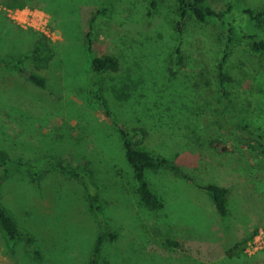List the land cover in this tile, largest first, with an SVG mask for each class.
I'll return each mask as SVG.
<instances>
[{"label": "rangeland", "instance_id": "374dc122", "mask_svg": "<svg viewBox=\"0 0 264 264\" xmlns=\"http://www.w3.org/2000/svg\"><path fill=\"white\" fill-rule=\"evenodd\" d=\"M6 1L0 0V54L22 57L46 86L0 64V148L39 166L46 158L74 166L92 161L116 237L94 257L99 224L81 183L59 170L42 171L36 182L17 170L3 181L2 199L35 235L41 255L34 257L23 241L9 242L0 228V264H264V246L252 245L264 229V57L237 48L227 64L233 93L223 99L216 91L213 21L191 23L179 34L174 0H159L152 11L150 0H112L110 15L98 19L94 51L119 59V69L98 84L114 116L135 130L136 140L137 129H146L140 144L174 159L198 183L230 190L229 215L222 217L190 180L168 169L150 171L163 201L150 211L138 201L118 132L88 97L85 32L96 0ZM212 1L223 8L230 0ZM235 12L245 28L264 32ZM177 46L185 61L175 68Z\"/></svg>", "mask_w": 264, "mask_h": 264}, {"label": "trees", "instance_id": "16d2710c", "mask_svg": "<svg viewBox=\"0 0 264 264\" xmlns=\"http://www.w3.org/2000/svg\"><path fill=\"white\" fill-rule=\"evenodd\" d=\"M177 20L175 28L179 34H183L186 26L191 23L196 25H205L213 21L216 25L213 34L214 42L219 47V58L215 63L216 72V91L221 98L231 97L233 90L229 86L233 81L228 73V59L236 52L238 47L246 48L250 53L256 56L264 57V32L245 28L237 22L236 9L239 14L244 16L249 26L264 27V5H250L241 3L240 0H230L223 8L214 6L212 0H174ZM150 10H155L159 0L149 1ZM8 6H23L22 0H8ZM96 11L92 14L85 32L86 47L89 55L87 87L89 100L99 108L103 117L118 132L124 150V157L130 166L134 181L135 193L139 203L147 210L157 211L163 206V201L159 195L152 189L147 178L148 172H158L162 169H168L175 174L180 175L193 182L200 189L205 190L211 197L212 203L222 217L229 215L228 198L230 190L228 187L215 182L198 183L190 176L174 159L151 152L141 145V140L146 136L147 131L139 127L141 139H135V130H127L121 122L114 116L107 98L98 85L100 79L105 78L108 72H116L120 65L119 59L113 54L98 55L94 51V36L97 28L98 19L108 16L112 12V0H96ZM39 47L35 46L32 50L34 58H37ZM23 58L14 59L13 57L0 54V64L11 65L17 73L34 85L45 88L46 79L44 76L28 70L22 64ZM185 61L184 54L177 46L174 51L175 68L182 65ZM39 166L37 162L9 155L5 149L0 148V228L4 237L11 243L23 241L26 249L34 256L39 258L40 252L35 244V235L24 228L12 212L6 207L2 199V184L8 174L17 170H26L29 172L32 181H38L41 172L47 170H59L69 178L75 179L82 185L84 198L87 207L91 210L99 224V231L94 242L92 254L98 256L101 246L106 239L113 240L115 233L108 230L106 217L103 209V199L100 192V184L96 181L95 169L91 162H84L81 165H71L54 158H46L41 161ZM256 229L251 233L254 234ZM171 245H177L175 240L168 239ZM241 242L236 243L234 248H238Z\"/></svg>", "mask_w": 264, "mask_h": 264}, {"label": "built area", "instance_id": "2783aa9c", "mask_svg": "<svg viewBox=\"0 0 264 264\" xmlns=\"http://www.w3.org/2000/svg\"><path fill=\"white\" fill-rule=\"evenodd\" d=\"M252 242L255 249H259L264 246V229H259L258 233L254 235Z\"/></svg>", "mask_w": 264, "mask_h": 264}]
</instances>
